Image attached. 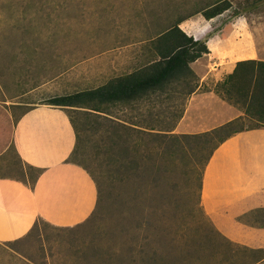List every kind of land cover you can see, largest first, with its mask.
Here are the masks:
<instances>
[{
  "label": "rangeland",
  "instance_id": "obj_1",
  "mask_svg": "<svg viewBox=\"0 0 264 264\" xmlns=\"http://www.w3.org/2000/svg\"><path fill=\"white\" fill-rule=\"evenodd\" d=\"M207 1L0 0V176L32 182L37 175L24 169L8 147L26 105H46L51 97L94 89L139 69L148 62L149 40ZM228 1L230 10L208 21L196 14L180 29L189 22L197 35L233 32L241 38L247 32L264 58V1L248 17L232 16L245 0ZM199 81L190 78L170 87L165 98L157 94L152 101L108 107L107 114L60 109L78 127L71 160L98 183L99 210L68 227L38 221L21 240L0 243V264H249L216 227L215 216L205 214L200 196L214 151L233 131L254 123L236 119L200 140L174 132L186 92ZM221 81L209 88L228 102L218 87ZM233 99L228 104L240 105ZM216 130L222 132L213 134ZM164 134L178 136L177 142L167 144ZM220 136L228 137L218 143Z\"/></svg>",
  "mask_w": 264,
  "mask_h": 264
},
{
  "label": "crops",
  "instance_id": "obj_2",
  "mask_svg": "<svg viewBox=\"0 0 264 264\" xmlns=\"http://www.w3.org/2000/svg\"><path fill=\"white\" fill-rule=\"evenodd\" d=\"M182 25L186 26L185 35L205 41L208 53L190 64L200 81L195 90L186 93L174 132L201 135L236 119L254 123L236 131L212 154L205 167L200 205L206 215L215 216L216 227L229 241L241 248L247 263L264 264V100L261 104L232 105L209 88L210 82L215 86L231 74L238 62L264 63L263 53L247 32L241 38L233 32L197 35L192 24ZM26 106L29 108L12 126L8 147L24 169H39L40 174L32 189L19 179L0 176V243L26 237L38 220L54 227L77 225L91 215L97 200L95 184L87 172L65 162L74 150L75 134L60 109L69 108Z\"/></svg>",
  "mask_w": 264,
  "mask_h": 264
},
{
  "label": "trees",
  "instance_id": "obj_3",
  "mask_svg": "<svg viewBox=\"0 0 264 264\" xmlns=\"http://www.w3.org/2000/svg\"><path fill=\"white\" fill-rule=\"evenodd\" d=\"M259 1L260 0H245L238 5L232 16L241 17L248 14L246 16L248 17L249 13H257L256 4H258ZM231 8V2L228 0L207 1L203 8L196 9L193 13L184 18L176 19L168 28L159 32L156 37L150 39L149 42L152 47H150L148 51V62L139 69L122 76L111 78L105 84L94 89L51 97L45 104L54 107L69 108L70 110L76 109L80 114L102 115L107 114L105 112L108 107L123 108L138 102L149 101L151 95H167L170 87L171 89H177L180 83L190 78H196L190 69V64L208 53L205 41L193 40L192 37L185 35L179 27L180 23L196 14L202 15V17L208 21ZM218 87L221 89V92L225 95V99L228 102L233 103V96H235L237 98L236 102L241 106H246L253 102L261 104L262 100H264V63L255 61L236 63L233 72L227 75L225 80L220 83ZM187 92H192V89ZM246 101L249 103H246ZM70 123L75 134V141L78 142V127L73 122L72 118L70 119ZM111 123L114 131L113 136L116 139L115 146L120 147L121 135L117 130V125L113 121ZM123 126L125 127V125ZM221 132V130H216L213 134L217 135ZM234 133H236V131H233L231 134ZM156 135L158 136V134ZM206 136L193 135L190 137L186 136V138L189 137V139L200 140ZM227 137L228 136H220L218 143L223 142ZM162 139L167 140V144L170 141L175 144L178 136L164 134L162 135ZM163 140L160 141L164 142ZM216 146L217 145H215L214 148ZM74 150L65 162L76 164L87 172L95 184L98 200L100 192L98 183L93 179L85 167L73 161L74 159L71 160ZM212 150L208 154L205 164ZM28 169L37 173L35 179L32 182L22 179L19 180L32 189L36 178L40 174V170L32 167H28ZM95 206L96 211L99 210L97 204ZM38 221L34 223L31 231L36 228ZM10 243L11 242H7L6 244ZM131 264H133L132 261Z\"/></svg>",
  "mask_w": 264,
  "mask_h": 264
}]
</instances>
